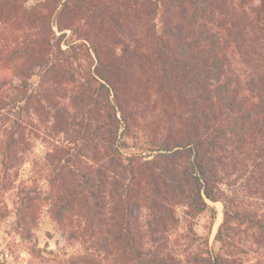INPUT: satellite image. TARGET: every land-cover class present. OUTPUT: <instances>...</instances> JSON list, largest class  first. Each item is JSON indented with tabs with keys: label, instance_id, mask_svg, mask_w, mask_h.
Listing matches in <instances>:
<instances>
[{
	"label": "trees",
	"instance_id": "1",
	"mask_svg": "<svg viewBox=\"0 0 264 264\" xmlns=\"http://www.w3.org/2000/svg\"><path fill=\"white\" fill-rule=\"evenodd\" d=\"M12 2L0 0V13ZM80 2L85 12L77 9ZM69 14L84 21L71 25ZM14 18L19 30L25 20L37 33L24 42L14 37L4 57L0 47L1 166L4 172L13 168L33 134L23 112L51 117L50 130L73 142L49 155L58 184L53 206L78 219L74 231L101 260L228 264L207 250L170 256L175 209L185 207L189 218L208 211L211 224L216 212L207 201L223 205L216 236L222 250L228 245L222 228L231 218L264 232V217L229 208L232 186L244 176L261 187L256 193L264 199V0H68L56 13L58 29L82 35L96 57L84 82L73 74L77 43L62 51L40 12L20 11ZM235 58L244 68L243 82ZM33 68L41 71L36 89L23 81L12 85V77H27ZM148 85L160 95L154 147L160 155L152 161L121 155L114 145L133 124L130 104L146 103ZM89 160L101 162L92 168ZM34 201L30 193L18 200L26 209Z\"/></svg>",
	"mask_w": 264,
	"mask_h": 264
},
{
	"label": "rangeland",
	"instance_id": "2",
	"mask_svg": "<svg viewBox=\"0 0 264 264\" xmlns=\"http://www.w3.org/2000/svg\"><path fill=\"white\" fill-rule=\"evenodd\" d=\"M66 1L68 0H13L10 5H5L0 13V47L4 50L2 57L14 42V37L19 42H24L37 33L36 29L30 30L26 26L25 20L19 30L17 24H21V21L14 16L20 11H36L47 17L50 23L49 37L56 38L54 42L56 41L62 51H68L70 43H77L79 46L71 60L74 78L78 82H84L86 77L91 76L96 57L89 43L83 40L82 35H71L69 29H58L56 13ZM70 5L74 6V3ZM76 7L86 11L81 2L77 3ZM120 9L123 14L128 12L125 4ZM124 19L120 18V22L123 23ZM156 19L159 27L158 17ZM65 20L74 26H77V21H84L75 19L73 14L65 16ZM72 51L74 50L69 52V56ZM235 59L233 66L239 74L238 82H243L244 68L239 59ZM40 75L41 71L33 68L27 77H12V85L17 86L23 81L32 89H36ZM136 75L137 70L133 76ZM62 85L66 90H75L65 83ZM109 94L106 92V97L112 105V95L110 92ZM143 97L146 103L130 104L133 124L125 135H118L114 145L121 155H138L145 161H152L160 155V150H154L158 145L155 141L160 139V95L155 94V87L148 85L143 88ZM156 116L159 119H156ZM22 118L33 125L34 131L29 137L26 136L27 145L18 152L17 164L4 172L0 155V264H115L112 258L101 260L102 255L97 254L87 239L79 237V233L74 231L77 218L72 215L70 218L60 207L53 206L58 184L51 179L53 164L49 155L53 154L55 148L73 146L71 136L54 133L50 130L53 125L52 118L48 116L46 121H43L34 115L31 109L28 114L23 112ZM100 162L89 160L88 164L94 168ZM247 186L250 189H246ZM232 187L235 192L231 195L236 196L230 203V210L255 212L264 217V199L259 192L256 193L261 187L251 180L248 181L247 176ZM23 193H30L36 199L29 209L18 202ZM207 203L216 212L211 224L208 211L189 218L184 213L185 207L179 206L175 209L178 223L171 234V258L176 259L180 255L184 258V253L201 255L200 252L207 250L213 254L220 253L228 264H264V232L231 218L222 228L223 239L228 243L222 250L216 236L223 222V205L221 202ZM67 217L73 222H67Z\"/></svg>",
	"mask_w": 264,
	"mask_h": 264
}]
</instances>
